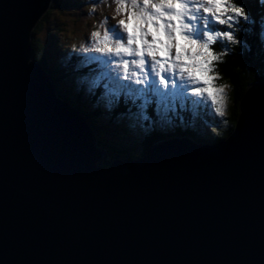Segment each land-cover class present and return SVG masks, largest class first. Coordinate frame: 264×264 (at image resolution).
Segmentation results:
<instances>
[{
	"label": "water",
	"instance_id": "1",
	"mask_svg": "<svg viewBox=\"0 0 264 264\" xmlns=\"http://www.w3.org/2000/svg\"><path fill=\"white\" fill-rule=\"evenodd\" d=\"M51 3L0 0V264H259L264 81L248 84L226 138L109 160L32 61Z\"/></svg>",
	"mask_w": 264,
	"mask_h": 264
},
{
	"label": "snow or ice",
	"instance_id": "2",
	"mask_svg": "<svg viewBox=\"0 0 264 264\" xmlns=\"http://www.w3.org/2000/svg\"><path fill=\"white\" fill-rule=\"evenodd\" d=\"M90 2L94 10L96 0ZM110 2L114 16L100 21L103 32L92 30L78 45L73 43L69 53L79 58L82 68L95 64L91 83L104 86L109 108L126 98L140 110L136 123L141 117L148 120L145 113L152 104L170 119L177 101L196 105L211 101L216 113L224 114L227 86H217L216 64L230 54L232 45L243 50L249 47L247 36L264 31V21L256 25L248 0ZM110 19L115 23H109ZM4 32L0 22V49ZM220 42L222 51L217 52L214 45ZM258 44L264 73V41ZM259 264H264V254Z\"/></svg>",
	"mask_w": 264,
	"mask_h": 264
},
{
	"label": "trees",
	"instance_id": "3",
	"mask_svg": "<svg viewBox=\"0 0 264 264\" xmlns=\"http://www.w3.org/2000/svg\"><path fill=\"white\" fill-rule=\"evenodd\" d=\"M55 5L56 2L53 0L51 6ZM248 6L254 14L256 25L258 27L261 26L262 20L264 19V9L260 6L255 8L249 0ZM45 14L47 16L49 12L46 11ZM46 16L44 19L47 18ZM35 26L31 40V43L33 41L31 44L33 49L32 61L41 63L40 65L42 66L44 65L43 67L46 69V72L53 78L52 80L54 81L59 96L68 101L70 106L82 112L90 124L96 122L100 117L114 121L116 117L118 118L123 115L121 113L129 114L131 113L130 111L135 109L126 98H121L118 105L109 108L104 98L106 91L104 86L102 84L92 86V83L87 80V77L92 73L91 71L95 69V64H91L87 68H82L79 65V58L76 56L69 57V53L62 57L58 63L52 61L53 59L46 53V45L36 36V33L42 29L41 21ZM253 33L255 37L252 34L246 37L249 47L240 50L238 46H231L232 50L230 54L223 56V62L217 64L218 80L220 83L229 86L230 91V103L227 105V113L224 116L227 119L222 124L219 123L220 128H214L213 125L210 129H213L214 133H205L208 130L207 127H209L208 122H211V120L208 122L205 121L208 116H205L203 113V107H200L201 109L199 110L193 106H188L184 109L180 108L183 111L173 116L170 114V119L163 118L159 111L151 108L149 115L147 114L148 120L140 128L142 134H136L138 139L142 138L140 144L142 149L139 151L138 148V152H135L134 154L136 155H134L128 152V148L124 149L123 147L121 148V145H113L110 139H107L104 135V127L95 125V123L92 127L94 129V135L97 137L98 145L106 149L110 156L109 160L113 158L128 159L130 157L145 155L152 144L172 136L182 135L181 137H189L197 143H211L226 138L236 126L239 116L238 103L247 85L254 81H264V73L260 71V47L258 44V41H264V31ZM59 39L58 36H55L52 40L54 41L53 48L56 47L59 49L64 47L65 42ZM215 47L217 52L222 51V43L215 44ZM59 53V51H55L53 58L57 59ZM82 73L84 74L82 75ZM75 81H79V83H75ZM149 117L151 118L150 120ZM142 119L141 117L140 120ZM116 130L118 129L116 128ZM109 160L102 161L100 164L108 165Z\"/></svg>",
	"mask_w": 264,
	"mask_h": 264
},
{
	"label": "rangeland",
	"instance_id": "4",
	"mask_svg": "<svg viewBox=\"0 0 264 264\" xmlns=\"http://www.w3.org/2000/svg\"><path fill=\"white\" fill-rule=\"evenodd\" d=\"M55 2H56L55 6H50V9L48 11L49 14L46 16V14L44 13L40 17L38 22L41 21L42 29L36 33V36L41 41L44 42V45H46V53H48V56L53 59L52 61H55L56 63H58L62 57H64L65 55H67L68 53L72 51L71 45L73 43H76L78 45L79 42L85 39L88 36V34L94 29L101 31V33L103 32V28H101L100 26V21L104 17L114 16V4H112L110 0H96L95 8L93 10V4L90 2V0H55ZM90 11H91V14H90ZM45 16L47 17L46 19H44ZM108 22L115 23V20L110 19ZM55 36H58L60 39L63 40V42H65L64 47H61L59 49L56 47L53 48L54 41L52 40L55 38ZM252 36L255 37V34L252 33ZM235 46L237 45H232V47H235ZM232 47H231V50H232ZM214 48H216L215 45H214ZM55 51L60 52L58 54L57 59L53 58L54 57L53 53ZM87 80L88 82L89 81L91 82V73L87 77ZM77 82L79 83V81H75V83ZM97 84L100 85V83H97ZM216 84L217 86L224 85L223 83H219L218 79L216 80ZM226 92H227L228 98H227V104H226V108H225L223 115H219L216 113L215 108L212 105L211 101L202 102L201 104H198V105L191 104L192 106L197 107L198 110L201 109L200 107H203L202 108L204 109L203 113L205 114V116L206 115L208 116L207 119H205V121L208 122L211 119V122L210 121L208 122L209 127H207L208 130H206L205 132L206 134L207 133L213 134L214 131L213 129H210V128L213 125H214V128H220L219 127L220 124H222V122L227 119L224 116L227 113V105L228 103H230L229 86H227ZM184 104L185 103H183L181 106L178 105L177 107H174V109L170 111V114H179L180 108L184 106ZM151 108H153V104L147 108L146 113H145L146 115L147 113L149 115ZM155 110L159 111L157 107L155 108ZM139 111L140 110L135 107V109L130 111L131 113L129 114L121 113L123 115L119 116L118 118L116 117L114 121L108 118L100 117V119L94 122L91 127H93L95 123H96L95 125L104 127V135L106 136L107 139L108 138L110 139V142H112L113 145H116V146L121 145V148L122 147L124 149L128 148L129 150L128 152L134 154L135 152H138L137 151L138 148H139V151L142 149V146L140 145L142 138L138 139L136 134L137 133L142 134L140 125L141 124H143V126L145 125L144 124L145 120L143 119L140 120V123H136L135 118L139 114ZM150 119L151 118L149 117V120ZM116 128L118 130H116ZM107 158L109 159L110 156L108 155Z\"/></svg>",
	"mask_w": 264,
	"mask_h": 264
},
{
	"label": "bare ground",
	"instance_id": "5",
	"mask_svg": "<svg viewBox=\"0 0 264 264\" xmlns=\"http://www.w3.org/2000/svg\"><path fill=\"white\" fill-rule=\"evenodd\" d=\"M51 6V5H50ZM50 6L47 8V12L49 11V9H50ZM57 24V23H56ZM36 27V26H35ZM33 29H35V28H33ZM34 32V31H33ZM32 43H33V41H32ZM31 43V44H32ZM33 55V54H32ZM73 61V60H72ZM76 62V61H75ZM41 64V63H40ZM44 66V65H43ZM51 74V73H50ZM53 79V78H52ZM54 82V81H53ZM70 90V89H69ZM56 94H57V97L60 99V100H62V101H64L69 107H71L75 112H77V113H79L80 114V116H81V118L86 122V123H88V125H89V127H90V129L93 131V134H95L94 133V129L91 127L92 126V123L90 124L89 122H88V120H86L85 119V116L83 115V113L82 112H80V111H78L76 108H73L72 106H70V103L68 102V101H66L65 99H63L61 96H59V94H58V92L56 91ZM239 104V103H238ZM239 108V107H238ZM210 119V118H209ZM211 120V119H210ZM156 124V123H155ZM201 129V128H200ZM182 136V135H181ZM95 138H96V140H95V146L98 148V149H100V150H105L104 148H102L101 146H99L98 145V143H97V137L95 136Z\"/></svg>",
	"mask_w": 264,
	"mask_h": 264
},
{
	"label": "flooded vegetation",
	"instance_id": "6",
	"mask_svg": "<svg viewBox=\"0 0 264 264\" xmlns=\"http://www.w3.org/2000/svg\"><path fill=\"white\" fill-rule=\"evenodd\" d=\"M258 1L260 2V5H261L262 7H264V3H262L261 0H258ZM249 2H250L251 5H252L253 2H257V1H256V0H249Z\"/></svg>",
	"mask_w": 264,
	"mask_h": 264
}]
</instances>
